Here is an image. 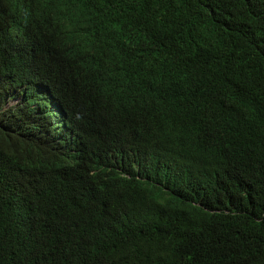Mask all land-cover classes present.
I'll use <instances>...</instances> for the list:
<instances>
[{"label":"trees","instance_id":"1","mask_svg":"<svg viewBox=\"0 0 264 264\" xmlns=\"http://www.w3.org/2000/svg\"><path fill=\"white\" fill-rule=\"evenodd\" d=\"M0 264H264V0H0Z\"/></svg>","mask_w":264,"mask_h":264},{"label":"clouds","instance_id":"2","mask_svg":"<svg viewBox=\"0 0 264 264\" xmlns=\"http://www.w3.org/2000/svg\"><path fill=\"white\" fill-rule=\"evenodd\" d=\"M13 102L17 103V100H13Z\"/></svg>","mask_w":264,"mask_h":264},{"label":"bare ground","instance_id":"3","mask_svg":"<svg viewBox=\"0 0 264 264\" xmlns=\"http://www.w3.org/2000/svg\"><path fill=\"white\" fill-rule=\"evenodd\" d=\"M29 71V70H28ZM25 72V71H24ZM26 73V72H25Z\"/></svg>","mask_w":264,"mask_h":264}]
</instances>
